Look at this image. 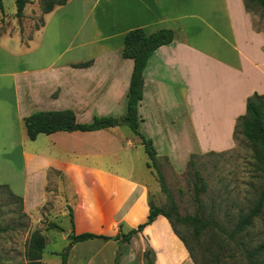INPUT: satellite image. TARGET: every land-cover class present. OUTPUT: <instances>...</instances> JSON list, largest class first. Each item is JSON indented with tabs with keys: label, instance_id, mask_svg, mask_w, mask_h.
I'll use <instances>...</instances> for the list:
<instances>
[{
	"label": "crops",
	"instance_id": "1",
	"mask_svg": "<svg viewBox=\"0 0 264 264\" xmlns=\"http://www.w3.org/2000/svg\"><path fill=\"white\" fill-rule=\"evenodd\" d=\"M44 16L30 38L20 30L0 34V185L22 197L28 213L63 199L76 234L116 236L121 224L128 231L147 220L151 184L141 164L153 173L142 140L126 125L30 140L24 119L51 109H71L80 123L123 116L134 69L123 56L128 31L175 32L148 61L139 105L142 133L172 165L179 151L190 157L232 148L248 97L264 95V34L244 0H69ZM117 260L195 264L163 215L123 245L73 244L67 264Z\"/></svg>",
	"mask_w": 264,
	"mask_h": 264
},
{
	"label": "rangeland",
	"instance_id": "2",
	"mask_svg": "<svg viewBox=\"0 0 264 264\" xmlns=\"http://www.w3.org/2000/svg\"><path fill=\"white\" fill-rule=\"evenodd\" d=\"M2 1L0 34H12L20 30L26 39L44 23L42 0H28L21 20L15 15L16 0ZM246 1L250 5L249 12L253 16L254 29L264 34V9L250 0ZM160 150L163 152L161 146ZM143 151L142 157L148 161L146 150ZM183 153L185 154V151H179L171 157L174 166L168 158L158 156V164L165 175L180 215H199L202 218L214 219L230 233L238 216L253 206L261 190L262 180L253 157V145L238 135L237 140L234 139V146L225 151L196 153L190 157H185ZM190 159L193 160L192 165L189 163ZM195 170L199 171L206 185L199 197L195 193ZM141 171L151 184L150 201L169 209L171 202L161 188L156 170L152 168L151 175L144 163L141 164ZM45 204L37 211L28 213L8 189L0 187V226L6 228L4 232H0V264H61L62 255L67 253L71 244L65 240V237H68L65 233L72 227L70 216H63V212L68 208L59 197ZM51 223H56L64 231L53 229ZM174 224L176 231L193 249L199 264H249L244 256V249L252 250L264 241V208L254 225L239 238H235L236 242L228 239L218 228L201 230L198 235L190 224ZM34 231L45 238L46 246L41 259L31 262L26 257V251L30 235ZM119 254L121 251L116 253L117 258Z\"/></svg>",
	"mask_w": 264,
	"mask_h": 264
},
{
	"label": "trees",
	"instance_id": "3",
	"mask_svg": "<svg viewBox=\"0 0 264 264\" xmlns=\"http://www.w3.org/2000/svg\"><path fill=\"white\" fill-rule=\"evenodd\" d=\"M69 0H42L43 12L45 14L50 13L55 6L65 5ZM252 3H256L264 9V0H250ZM28 0H16V17L21 20L23 14H25V8ZM246 9L249 11L250 5L244 0ZM0 9L3 10V1L0 0ZM175 32L172 29H159L153 33H146L142 28H135L127 32L124 41L123 56L125 58H131L134 60V69L131 77L130 88L128 93V102L126 113L121 117L114 116H97L90 123H80L77 120L76 114L71 109L63 110H44L36 111L31 115L25 117L24 124L26 128L27 136L30 140H35L39 134H51L59 131L71 132V131H94L114 126H128L132 131L139 135L142 144L146 149L148 155V167L156 170V175L161 184L162 190L167 194L171 204L169 209H165L155 205L152 201H149L148 207L150 212L145 222L140 223L135 228H130L128 231L123 230V224L120 225V232L116 236H105L96 233H82L76 234L74 230V214L69 207V216L72 224V234L68 235V239L72 244L83 242L91 239H103V240H117L120 245L128 243L131 239L143 232L146 226L151 224L158 215L165 216L175 233L178 235L186 248L188 249L195 264H199L194 251L187 245V240L175 229V222L187 223L192 225L196 233L199 235L201 230H209L210 228H218L219 231L228 236V239L236 242L235 238H239L250 227H252L262 213L264 208V95L258 92H254L248 97L246 104V113L240 115L237 119L234 130V139L237 140V136L241 135L254 147V159L256 162L257 170L260 173V179L262 180L261 190L258 198L250 209L241 213L238 216L234 229L229 233L222 226H220L214 219L202 218L199 215L182 217L176 207L174 196L170 191L165 175L158 164V153L156 147L153 144L152 139L147 138L141 131L139 115V105L143 99L144 93V71L148 64L150 57L154 54L157 48L163 45L169 44L174 41ZM92 61L76 64L77 67L89 66ZM192 154L191 156H194ZM190 165L193 164V160L190 159ZM196 182L195 193L197 197L201 190H205V183L198 170H195ZM0 187L9 190V193L19 200L20 205L23 206V198L14 195L7 185H0ZM1 209V207H0ZM53 229H64L58 226L56 223H51ZM5 227L0 226V232H4ZM46 246L45 238L37 231H34L30 235L29 245L26 251V257L29 261H37L41 259L42 252ZM149 257V251L145 253ZM244 256L249 264H264V241L254 247L252 250L244 249ZM68 254L62 255L61 264H67ZM118 263V260L116 262Z\"/></svg>",
	"mask_w": 264,
	"mask_h": 264
},
{
	"label": "water",
	"instance_id": "4",
	"mask_svg": "<svg viewBox=\"0 0 264 264\" xmlns=\"http://www.w3.org/2000/svg\"><path fill=\"white\" fill-rule=\"evenodd\" d=\"M66 233H67V235L70 234V232H68V231ZM72 245H73L72 243L69 245V250L72 248ZM69 250H67V254L69 253Z\"/></svg>",
	"mask_w": 264,
	"mask_h": 264
}]
</instances>
